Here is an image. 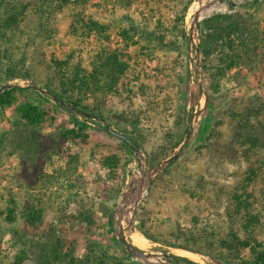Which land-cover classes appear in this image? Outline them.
Segmentation results:
<instances>
[{
    "label": "rangeland",
    "instance_id": "rangeland-1",
    "mask_svg": "<svg viewBox=\"0 0 264 264\" xmlns=\"http://www.w3.org/2000/svg\"><path fill=\"white\" fill-rule=\"evenodd\" d=\"M70 1L73 3L64 11H55L52 15L51 29L58 31V35L42 43V55L47 64L53 58L63 61L72 51H75L73 64L81 63L85 70L92 71L100 64L101 58L113 53H122L126 56L123 59L131 65L127 72L128 79L139 75L141 81L132 84V94H124L126 101L120 108L130 112L132 104L134 108L143 105L147 115L141 121V130L144 134L156 136L150 141L148 147L143 148L140 145L142 157L137 156L135 152L132 156L123 155L121 164L116 170H105L99 162V157L94 158L89 150L82 149L78 142L60 137L65 129H62L64 132H58L57 128L64 119L63 114L69 115V110L44 94L26 89L30 93L18 94V104L30 101L45 110L50 108L49 104L53 106L52 112L57 121L53 126L46 125L40 132L42 139L45 141L48 139L46 150L40 156L33 158L26 155L25 150L16 148V137L13 135L7 141L0 153V213L7 208L12 210L15 208L17 216L30 207L42 210V224L38 228H26L19 217L16 221L15 226L23 233H27L31 240V244L27 247L28 257L23 264H87L90 246H96L99 255L107 254L111 257L113 252H117L114 256L125 257L129 264H147L133 258L118 245L115 237L117 211L123 206L125 194L129 192L131 186L136 187L137 180L146 170L145 159L146 157L149 159L148 153L157 152L164 145L170 146L176 142H179V145L186 138L193 115L199 112L201 107V103L196 105L192 98V95L200 89L194 70V66H197L199 61H201L207 95L206 81H210L215 87H219L220 92L228 93L230 98H242L246 104L247 98H257L260 100L258 104H264V0H220L208 8V10L211 9L210 13L202 16L200 29L204 20L217 15L231 18L227 21L228 23L225 22V25H236L234 22L239 24L236 30L231 29L227 32L229 36L223 35L219 41V48L213 53L212 58L214 61L212 67L215 66L210 68L208 76H205L203 72V54L197 55L199 51L196 45L199 41L201 44L202 37L200 29L197 37L199 41H196L194 48L191 49L189 46V34L195 14L191 12V9L196 3L205 2V0H192L193 3L185 17L188 45L180 52L160 48L154 44H151L152 47L149 49L141 50L142 42H139L137 46L131 45L125 48L120 33L128 29L131 23L138 28L149 27L150 30H155L157 19L160 18L161 24L158 31L159 34L166 36L165 43L170 44L173 41L182 43L174 35L173 27L180 11L190 0H168L166 6L154 18L148 13L143 0H87L78 4L77 0ZM42 2L43 0H24V4L30 6L29 12L41 9ZM75 13H82L86 20L103 25L105 33L88 42L80 41L71 32L72 18ZM139 50L142 53H139ZM228 56L233 61L236 60L237 66L228 70L227 76L220 77L216 74L217 70L225 65L223 60L225 61ZM215 68L217 69L214 70ZM12 82L25 86L36 85L46 89L34 80ZM185 82H187L186 85H184ZM141 84L148 86L149 90L145 95L139 94ZM181 89L185 92L182 99L183 103L185 102L183 133L177 131L175 126L177 114L181 109L178 95ZM108 101L121 104L114 96ZM88 102L89 104L94 102L92 97L88 98ZM72 115L81 123L106 134L107 142L116 146L117 143L113 138H119L104 131L106 130L104 120L109 123L110 130L124 133L119 125L106 119H91L74 113ZM203 121L204 116L195 118L188 144L184 147L180 158L155 180L170 168L180 165L177 170L179 174L192 178L205 176L221 188H239L236 191L238 194H244L245 191L248 194L256 190L258 195L260 191H264V162L262 161L256 165L257 175L255 179H252L249 187L246 181L249 177V164L243 163L240 167L224 164L210 176L206 155H193L190 160H187L193 153V147L199 142L197 136L202 131ZM0 130L2 131V128ZM170 132H173V135ZM168 133L172 135L171 138L167 137ZM126 134L129 138L133 137L130 132ZM52 135L53 137L50 138ZM190 141L192 142L189 143ZM173 150L161 160L170 155ZM143 159L144 164L141 165L140 162ZM161 160L155 164H152L150 159L149 162L155 166ZM154 181L143 195L135 220L134 234L129 240L138 247L133 238L135 234H138L148 243L141 248L144 253H162L169 257H181L175 252L178 249L147 239L141 233V227L150 236L169 240L171 232L176 231L177 227H191L196 214L208 221L210 205L206 204L207 197L200 195L194 197L195 195L185 192L182 184L176 182L175 186L154 192L153 197H150ZM224 210V208L219 210L218 216L221 218H224ZM255 210L251 213L258 216L257 234H261V239L264 240V206L258 207L256 204ZM125 217L129 220L123 225L124 228H128L131 222L130 211L123 214L122 222ZM87 218L90 220L87 221ZM0 222L6 223L4 216L0 215ZM20 250L21 244L18 243L17 238L13 237L11 231H7L0 245V264H13ZM196 255L200 256V262L182 258L186 260V263L191 264H226L216 263L213 258L205 254ZM57 256L58 260H56ZM162 260L165 261V258ZM150 262L157 263V260L152 259Z\"/></svg>",
    "mask_w": 264,
    "mask_h": 264
},
{
    "label": "trees",
    "instance_id": "trees-1",
    "mask_svg": "<svg viewBox=\"0 0 264 264\" xmlns=\"http://www.w3.org/2000/svg\"><path fill=\"white\" fill-rule=\"evenodd\" d=\"M84 1L87 0H77L76 3ZM71 3L73 2L70 0H43L41 9L29 12L30 6L24 4V0H0V87L14 80H34L48 89L51 94L89 112L94 118L116 123L124 130L123 135L135 146L148 147L156 135H147L141 130V121L147 115L144 111L145 107L140 105L134 108L131 103L132 111L130 112L120 108L126 101L124 94H132V84L141 81L139 75L128 79L127 72L131 65L123 59L125 55L113 53L101 58L100 64L92 71L85 70L80 65L81 63L73 64L75 51H72L63 61L53 58L47 64L44 59L42 43L58 35V31L51 29L52 15L55 11H64ZM143 3L150 16L154 18L166 6L168 0H143ZM192 3L190 0L185 4L173 27L174 35L182 43L176 41L170 44L165 43L166 36L159 34L158 31L161 24L158 18L155 30H150L149 27L138 28L132 23L128 29L123 30L120 38L125 48L131 45L137 46L139 42H142L141 50L149 49L152 47L151 44L178 52L185 49L188 45L185 17ZM229 19L231 18L228 16L217 15L202 22L200 50L204 58L205 76H208L213 65V53L219 48V41L223 35L229 36L227 32L237 29L239 25L238 22H234L236 25H225ZM71 32L80 41L88 42L105 33V27L92 20H86L82 13H75L72 18ZM141 50L138 52L142 53ZM223 62L225 65L221 66L216 73L220 77L227 76L228 70L237 66L236 60L233 61L230 56ZM209 83L211 82L206 81L209 103L203 115V128L197 136L199 142L193 149L191 148L193 153L188 156L187 160H190L193 155H206L209 161L210 176L224 164L239 167L243 163L249 164V177L246 181L250 187L252 179H255L257 175L256 165L261 161L264 162V104H258L260 100L257 98H247V104L242 98H230L228 93L220 92L219 87ZM186 84L187 82L184 83ZM148 90V86L141 84L139 94L145 95ZM27 92L30 93L26 89H12L0 94V128H2V131L0 130V153L12 135L16 137V148L25 150L26 155L35 158L46 150L48 139L46 141L42 139L40 132L46 125H55L57 118L52 112L53 106L49 104L48 110L41 109L30 101L19 105L18 94ZM184 94V89H181L178 94L181 109L175 120V126L180 133H183L185 126L183 110L185 102L183 103L182 100ZM35 95L42 98L37 93ZM201 95L200 89L192 95L196 105L199 104ZM113 96L121 104L109 102L108 99ZM89 97L94 100L92 104L88 102ZM68 114L70 116L63 114L66 118L64 116L61 127L57 128L58 132H64L62 129H65L60 137L64 140L71 139L75 143L78 142L82 149H88L94 158L99 157L103 169L116 170L121 164V156L133 155V149L125 141L113 138L117 146L108 143L106 134L81 123L71 111ZM191 117L192 114L189 118ZM5 123L7 125H4ZM129 132L133 137L129 138L126 134ZM170 133L173 135V132ZM170 133L167 134L168 138L172 137ZM178 143L170 146L164 145L159 151L148 153L150 162L157 163ZM179 167L180 165L170 168L154 181L150 197H153L154 192L169 189L176 183L182 184L185 192L195 195L194 197L197 195L207 197L206 204L210 205V218L206 221L196 214L191 227H177L176 231L171 232L169 240L150 236L143 231L142 227L141 233L149 240L174 249L193 254H205L213 258L216 263L264 264V240L261 239V234H257L259 228L256 227L259 224L258 216L251 213L252 210L256 211V204L258 207L264 206V191H260L258 195H256V190L248 194L246 191L244 194H238L236 191L239 188H221L205 176L192 178L181 175L177 171ZM220 208L225 209L224 218L218 216ZM0 215L6 220V223L0 222V245L5 233L11 231L13 237L17 238L18 243L21 244V250L15 256L13 264H23L28 257L27 247L31 244V240L27 233H23L15 226L16 221L19 217L26 228H38L42 224V210L30 207L21 211L20 216H17L15 208L14 210L7 208L2 210ZM89 220L87 218V221ZM89 249L87 264H129L125 257H115L117 252H113V255L109 257L107 254L99 255L96 246H90ZM174 258L183 264H191L186 263L182 257ZM58 259L57 256L56 260Z\"/></svg>",
    "mask_w": 264,
    "mask_h": 264
},
{
    "label": "water",
    "instance_id": "water-1",
    "mask_svg": "<svg viewBox=\"0 0 264 264\" xmlns=\"http://www.w3.org/2000/svg\"><path fill=\"white\" fill-rule=\"evenodd\" d=\"M220 0H205V4L202 9H200L197 13L194 14V18L192 20L191 24V31L189 34V46L192 48L195 47L196 41L198 40V33L200 29V20L202 18L203 12L208 9L212 4L218 2ZM199 41V40H198ZM200 41L196 45V49L199 51L197 52V55L201 54L200 50ZM195 70V76L197 78V83L200 86L201 89V98L200 102L201 107L199 112H195L193 115V121L191 123V126L197 117L203 116L207 106H208V95L205 90L204 86V78H203V73L201 71V61L198 62L197 66H194ZM15 81H21V82H27V80H15ZM12 89H32L38 93L44 94L51 99H53L55 102L58 104L64 106L67 108L69 111H71L74 114L80 115V116H86L88 118H93V115L89 114L88 112L86 113L85 111L73 106L72 104L68 103L65 100H62L55 95L51 94L48 90L43 89L39 86L36 85H31V86H25L22 84L10 82L8 84H5L0 87V94L3 93L4 91L7 90H12ZM100 120H104L102 118H99ZM106 124V132H109L110 134L114 135L115 137H118L119 139L125 141L127 144L131 146L135 154L137 156L142 157V152L140 146H135L125 135L112 131L110 130L109 123L104 120ZM191 126L188 129L187 136L183 140L181 144H179L170 155H168L165 159L161 160L158 164L155 166L151 165L149 162V159L146 157L145 162H146V170L142 173V176L137 180L136 182V187L130 188L129 192L125 194V197L123 198V206L118 209L117 215V220H116V227H115V237L117 240L118 245L130 256L136 259H140L144 261L147 264H183L182 262L176 260L174 257H169L167 255H164L162 253L157 254H146L142 251L141 248L137 247L134 245L132 241L129 240V238L132 239V235L134 234V229H135V220L138 214L139 206L142 202L143 195L144 193L151 187L152 182L161 174L164 170H166L169 166L174 164L181 156L182 151L184 147L188 144L189 137L191 134ZM127 211H130L131 214V222L128 225V228L123 225L122 218L123 214ZM127 231L129 233L127 234ZM184 251V250H183ZM188 252V251H187ZM162 258H165V261L162 260ZM157 260V263H152L150 262L151 260Z\"/></svg>",
    "mask_w": 264,
    "mask_h": 264
},
{
    "label": "bare ground",
    "instance_id": "bare-ground-1",
    "mask_svg": "<svg viewBox=\"0 0 264 264\" xmlns=\"http://www.w3.org/2000/svg\"><path fill=\"white\" fill-rule=\"evenodd\" d=\"M204 4H205V2H203V1H200L199 3H196L195 5H193V7L191 9V12L193 14H194V12L197 13L200 9L203 8ZM210 12H211V9L210 10L206 9L203 12L202 16H204V15L210 13ZM140 164L141 165L144 164V159L141 160ZM124 219L125 220L123 221V224H125L129 220L128 217H125ZM133 238H134V241L137 243L138 247H140V248H143V246H147V244H148L147 241L145 239H143L141 236H139L138 234H135L133 236ZM175 252H176L177 255H179L181 257L189 258L191 260H194V261H197V262L199 261L200 262V260H199L200 259V256H198L196 254H193V253H190V252H187V251H183V250H175Z\"/></svg>",
    "mask_w": 264,
    "mask_h": 264
}]
</instances>
